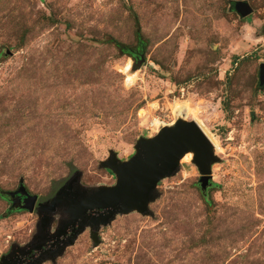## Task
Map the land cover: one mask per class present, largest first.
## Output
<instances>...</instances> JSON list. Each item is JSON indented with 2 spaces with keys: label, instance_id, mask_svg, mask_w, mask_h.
Listing matches in <instances>:
<instances>
[{
  "label": "rangeland",
  "instance_id": "rangeland-1",
  "mask_svg": "<svg viewBox=\"0 0 264 264\" xmlns=\"http://www.w3.org/2000/svg\"><path fill=\"white\" fill-rule=\"evenodd\" d=\"M262 64L264 0H0V191L46 199L75 171L113 187L101 161L130 159L176 119L196 121L219 158L206 193L186 153L151 214H117L97 245L87 227L41 264H264ZM38 219L0 194V259Z\"/></svg>",
  "mask_w": 264,
  "mask_h": 264
},
{
  "label": "water",
  "instance_id": "water-1",
  "mask_svg": "<svg viewBox=\"0 0 264 264\" xmlns=\"http://www.w3.org/2000/svg\"><path fill=\"white\" fill-rule=\"evenodd\" d=\"M235 10L241 17H247L252 12L245 2H237ZM144 62L145 58L141 55L134 68H140ZM259 85L264 86V64L260 67ZM135 150V154L126 161H121L113 151L101 161L100 167L108 168L116 175L117 181L113 187H83L80 185L81 173L75 171L46 199L38 200V196L29 193L23 184L15 191H0L11 201L12 209L38 214L37 232L30 244L49 234L53 215L57 212L66 216L55 231L57 235L61 234V228L78 225L51 257H42L34 264L54 261L87 227L91 229L90 237L94 245H97L100 226L109 224L117 214L134 210L144 215L151 214L148 206L158 196V182L180 169V160L186 153L193 155L192 162L201 175L199 186L203 193L212 185L211 166L219 160L213 143L203 129L196 121L186 119H176L174 124L161 127L153 137H141L135 144ZM16 195L24 199L16 200ZM88 212L98 215L88 218ZM6 257H1L0 264Z\"/></svg>",
  "mask_w": 264,
  "mask_h": 264
},
{
  "label": "flooded vegetation",
  "instance_id": "flooded-vegetation-1",
  "mask_svg": "<svg viewBox=\"0 0 264 264\" xmlns=\"http://www.w3.org/2000/svg\"><path fill=\"white\" fill-rule=\"evenodd\" d=\"M6 199L11 204V201L8 199V197ZM14 199L23 200L24 197L16 195L14 196ZM56 214H59L58 223H62L63 219H65L66 216L61 212H57L53 215L54 218ZM97 215L98 214L95 212H88L86 214V217L89 218ZM77 226L78 225H68L65 228H61L60 235H57L55 229L52 231L50 230L47 236H41L32 244H30V242L33 240V236L32 239L22 247L15 244L11 245L10 249L5 254L7 257L4 259L2 264H34L38 259L42 257H51L53 252L58 249V246L61 245L64 241L68 240L69 236L72 235L74 229Z\"/></svg>",
  "mask_w": 264,
  "mask_h": 264
},
{
  "label": "trees",
  "instance_id": "trees-1",
  "mask_svg": "<svg viewBox=\"0 0 264 264\" xmlns=\"http://www.w3.org/2000/svg\"><path fill=\"white\" fill-rule=\"evenodd\" d=\"M206 193V192H205ZM1 196H3V197H5V198H7L5 195H1Z\"/></svg>",
  "mask_w": 264,
  "mask_h": 264
}]
</instances>
